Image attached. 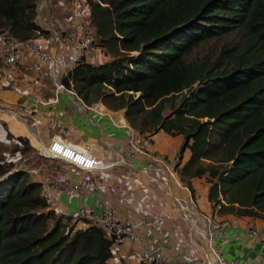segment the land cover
Segmentation results:
<instances>
[{"label":"trees","instance_id":"16d2710c","mask_svg":"<svg viewBox=\"0 0 264 264\" xmlns=\"http://www.w3.org/2000/svg\"><path fill=\"white\" fill-rule=\"evenodd\" d=\"M83 1L110 59L78 64L63 84L88 105L124 111L142 134L182 135L175 171L192 196L204 178L218 218L264 220V0ZM39 14L40 0H0V35L49 37ZM230 35L239 41L216 58L195 55ZM15 167L0 155V264H109L113 236L55 208L42 183Z\"/></svg>","mask_w":264,"mask_h":264},{"label":"crops","instance_id":"0c3cea01","mask_svg":"<svg viewBox=\"0 0 264 264\" xmlns=\"http://www.w3.org/2000/svg\"><path fill=\"white\" fill-rule=\"evenodd\" d=\"M80 2L83 5L82 14L87 20L90 17V8L83 0H80ZM42 4L45 5L40 10L39 18H42L43 22L49 21L52 25L51 29L55 31L69 29L73 14L70 0H40V7ZM45 6L47 8L44 10ZM43 11L44 17H42ZM52 38L53 33L49 37L42 36L39 40L51 48L54 53L67 51V47L58 41L54 42ZM2 43L3 38L0 35V45ZM109 59L110 56H105L102 53L98 62L108 61ZM0 86L5 90L0 97V150L3 149V146L5 148L12 147V143L22 145V142H18V139H16V135L19 133L23 134L21 136L28 138L29 143L33 146L34 127L30 125L31 121L26 123V118L19 114L20 107L13 105V101L19 94L22 95L23 103L38 106V117L43 118L44 122L49 119L60 120L64 125L60 131L67 141L77 145L89 146L99 154H107L106 152L109 150L120 151L125 144L124 141L127 135L130 133L129 126L119 120V118L125 119L124 111L114 113L100 102L86 106L79 101H75L74 98L72 99L64 91L57 92L52 78L51 65L45 69V78L41 83L36 80V75L31 69L28 57H25L19 64V73L15 78L7 73V66L4 60L0 59ZM12 112L17 113L18 118H15ZM88 112L95 113L98 119L95 120ZM83 113L89 115L91 125L83 121ZM125 123L127 124V122ZM38 130H41L45 139L48 140L49 130L47 126H39ZM10 133L14 135V142L8 139ZM182 141V135L174 137L162 130L153 136L150 152L153 157H164L170 166L175 167ZM4 152L8 156L9 153ZM189 155L190 152H186L184 161ZM153 157H140L131 166H121L112 172L103 173L97 177L99 184L97 194L90 200L84 199L72 191L69 186L63 185L60 191L54 193L55 203L60 210L75 213L83 203L92 204L96 198L104 196L116 209L119 219L139 224L138 222L162 216L166 222L165 231L169 242L168 254L176 260L202 257L206 254L203 235L190 229V222H192L191 219L199 221L200 225L198 223L197 225L202 229L205 225L203 216L212 213V206L207 200L209 186L204 183V178L195 179L193 181L196 188L195 196H192L187 189L175 187V196L182 199L186 207L183 209L179 202V206L176 204V199H170L167 193L168 196L164 194V184L162 182L155 183L150 177L152 174L145 171L146 167L158 166ZM29 158L30 156L25 157L20 165L26 168ZM15 159V157L10 156L7 161L14 162ZM59 165H62L61 168L70 175H80L81 173L66 163H60ZM47 166L41 162L37 166L28 168V170L37 180L38 173L45 172ZM201 184L204 185V189H199ZM111 185L117 186V194L109 193ZM161 192L163 193L160 196ZM219 219L223 222L226 230V238L225 240L222 239L225 256L227 258L237 257L241 260V264H264V240H256L248 236L250 228L264 227V220L237 218L233 215L221 216ZM137 230L146 237V241L149 243L159 241L161 237L159 232L151 231L145 225L138 226ZM136 250V244L127 241L122 249L117 248L115 250L109 264H127L131 261V255Z\"/></svg>","mask_w":264,"mask_h":264},{"label":"built area","instance_id":"2783aa9c","mask_svg":"<svg viewBox=\"0 0 264 264\" xmlns=\"http://www.w3.org/2000/svg\"><path fill=\"white\" fill-rule=\"evenodd\" d=\"M71 5L73 14L69 29L65 31L51 29L54 42L58 41L67 47V51L54 53L39 39L31 41L8 38L3 39V43L0 45V59L4 60L6 64L7 73L15 78L19 73V64L25 57H28L31 69L36 75V80L41 83L45 78V69L51 65L52 78L57 92L64 91L75 101L89 106L77 94L72 83L71 88H68L62 82L63 75L77 68L78 64L85 61L97 63L101 57V50L93 44L92 26L82 14L83 5L80 0H71ZM43 6L44 4L41 5L40 10ZM4 91L0 86V97ZM13 103V105L20 107L19 114L26 118L25 122L31 121L30 125L34 127L33 146L36 148V153L58 164L66 163L81 172L80 175H70L61 167H55L48 172L47 166L45 172L38 173L37 181L43 185V195L48 203L53 206L56 204L54 193L60 191L63 185L69 186L72 191L84 199L90 200L97 194V187L99 186L97 177L103 173L112 172L121 166H131L140 157H153L150 152L153 136L136 131L128 123H125L124 118H119V120L129 126L130 133L127 135L122 149L120 151L109 150L106 152L107 154H99L89 146L77 145L67 141L60 131L64 127L63 123L56 119H49L44 122L43 118L38 117V106L23 103L21 94L17 96ZM12 113L15 118H18L17 113ZM42 125H46L49 130L48 140L45 139L44 133L38 130L39 126ZM21 135L23 134L16 135V139L19 140ZM153 159L158 163V166L146 167L145 171L152 174L150 177L155 183L162 182L165 184L170 194L174 192L173 182H175L174 188L189 190L186 185L179 181L175 167L170 166L164 157H153ZM20 168H17V170H20ZM109 193L117 194V186L111 185ZM174 197L185 209L183 200ZM72 214L81 222L103 226L113 236L115 250L117 248L122 249L127 241L135 243L137 250L131 255V261L127 264H241L239 258H227L225 256L222 239L225 240L226 238V230L223 222L211 214L203 216L205 225L202 229L197 226L198 221L191 219L195 223L194 230L203 235L206 254L189 260H176L168 254L169 242L165 231L166 222L162 216L138 222L139 224L119 219L116 209L104 196L96 198L92 204L83 203ZM142 225L147 226L151 231L159 232L161 235L159 241L147 242L146 237L137 230L138 226ZM248 236L256 240H264V227L250 228Z\"/></svg>","mask_w":264,"mask_h":264},{"label":"rangeland","instance_id":"374dc122","mask_svg":"<svg viewBox=\"0 0 264 264\" xmlns=\"http://www.w3.org/2000/svg\"><path fill=\"white\" fill-rule=\"evenodd\" d=\"M69 1V0H68ZM71 1V0H70ZM45 5V4H44ZM47 8V6H45L44 10ZM73 11V9H72ZM43 13V14H42ZM42 17H44V11L42 12ZM47 17V16H46ZM85 18V16H84ZM39 22L43 25V26H46L49 30H51V26L49 21H47L46 23L43 22V19L42 18H39ZM238 38L237 36H234V35H230L228 37H225V38H221V39H217V40H212V41H209L207 43H204L202 44V46L197 49V51L195 52V55H205V56H210L212 58H216L217 55L220 53V51L225 47V46H228V45H235L237 44L238 42ZM93 44L98 47L96 44H95V41H93ZM57 45V43H56ZM100 49V47H99ZM88 114L90 116H92L95 120H97L98 118L95 116V113L93 112H88ZM88 114H82V119L83 121L86 123V124H90V121H89V115ZM91 125V124H90ZM13 134H9L8 135V139H10L12 142L13 141ZM15 143H12L10 148H5V146H3L5 148V150H7L6 152L9 153L8 156L5 155L4 151L2 150V153H0L1 156H4L5 157V160L7 161L8 160V157L10 156H13L15 157L16 161L15 162V168H20L22 167L20 164L22 163V160L27 157V156H30V158L28 159L27 161V166L26 168H31L33 166H37L39 163H45L46 165H48V172L51 171V169L55 168V167H62V165H59L58 163H56L55 161H52L50 159H47V158H44L42 156H39L37 153H36V148L31 146V144L29 143V146L27 148L23 147L22 150L20 152H18L19 150L16 148V146H14ZM23 145V144H22ZM24 146V145H23ZM1 151V150H0ZM4 153V154H3ZM177 161V160H176ZM177 164V163H176ZM207 181L204 180V183H206ZM165 186V191H164V194H168L169 195V198L171 199H175L174 196H175V182L172 183V187L174 189V196L173 194H170L169 193V189L168 187L164 184ZM199 189H204V185L201 184V186L199 187ZM163 192L160 193V196L162 195ZM166 194V195H167ZM167 195V196H168ZM176 202V201H175ZM176 204H178V202H176ZM185 204H187L185 202ZM179 206V204H178ZM54 207L55 208H59L58 205L54 204ZM211 215L214 216V213H209ZM215 217L220 221V219L218 218V216L215 215ZM192 221V220H191ZM190 222V221H189ZM193 222V221H192ZM190 222V229L194 230V226H195V223L193 222ZM198 225H200L199 221H198ZM197 225V226H198Z\"/></svg>","mask_w":264,"mask_h":264}]
</instances>
